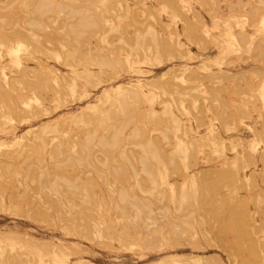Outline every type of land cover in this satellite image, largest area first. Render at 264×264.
Wrapping results in <instances>:
<instances>
[{"label":"rangeland","instance_id":"obj_1","mask_svg":"<svg viewBox=\"0 0 264 264\" xmlns=\"http://www.w3.org/2000/svg\"><path fill=\"white\" fill-rule=\"evenodd\" d=\"M15 56L0 264H264V0H0Z\"/></svg>","mask_w":264,"mask_h":264},{"label":"bare ground","instance_id":"obj_2","mask_svg":"<svg viewBox=\"0 0 264 264\" xmlns=\"http://www.w3.org/2000/svg\"><path fill=\"white\" fill-rule=\"evenodd\" d=\"M39 6H40L39 7L40 10H44L45 9V5H43V4H40ZM42 7H43V9H42ZM83 20H86L85 22H88L89 21L87 24L91 23V21L89 19L88 20L87 19H81V23L80 22H77V23H80V24H78V27H76L77 23L75 24V26H73L74 25L73 24V25H71L72 27H68V28H71L70 30H73L71 32L70 30L67 29L68 30L67 32L70 31L69 35L70 34H74L75 35L76 34V31H77V33L80 32L81 26H83L85 24V22H83ZM65 28H66V26H65ZM72 28H74V29H72ZM73 32H75V33H73ZM27 58L28 57H26L25 59H27ZM71 59H72V61L74 63L75 62H79V60L77 59V57L75 55H71ZM46 60L38 59L37 64L34 65V66H32V68H31L30 65L27 63V61L24 62L20 56H15L14 61H15L16 65H17V67H18V72H16L13 76H8V74L5 71H2V73L0 71V74H1L0 75V78H1L0 79V94H3L4 95V92L5 91L7 93H10L11 91H13V90H15L17 88L15 84L16 83H20L22 81H23V83L31 84L32 83L31 82V78H32V76L33 77L35 76V74L38 72V70H41V71H44V70L54 71L56 77L61 78V75H59L57 72H55L56 70H54V68L52 66L50 67V64ZM89 71H90V69L88 67H84L83 70H80L77 67H74V68L71 69V73H72L73 76L74 75H85V76H89L91 74V72H89ZM18 89H19V91H22V90H20V89H22V87H18ZM7 93H6V95H7ZM20 94H22V93L20 92L15 98H18L20 96ZM10 95H11V93H10ZM20 103H22V102H20ZM43 108H45V107L43 106L42 109ZM29 112H30V117H35L36 116L35 111H29ZM27 131L30 132L31 131V128H28ZM17 138L18 139H21L22 138V135L21 136L20 135L18 136L16 134V136L13 137V139H17ZM39 186H41V187L56 188V185L54 183H46V182L39 183ZM123 198H124V196H123ZM50 202L56 203L57 207L60 204L63 203V201L61 199L60 200L59 199H52ZM69 262L70 261H68V259L66 257H63V259H60V260L57 261V264H72V263H69Z\"/></svg>","mask_w":264,"mask_h":264}]
</instances>
